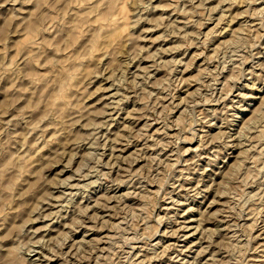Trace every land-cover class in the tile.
Wrapping results in <instances>:
<instances>
[{
  "label": "rangeland",
  "instance_id": "374dc122",
  "mask_svg": "<svg viewBox=\"0 0 264 264\" xmlns=\"http://www.w3.org/2000/svg\"><path fill=\"white\" fill-rule=\"evenodd\" d=\"M7 258L264 264V0H0Z\"/></svg>",
  "mask_w": 264,
  "mask_h": 264
},
{
  "label": "bare ground",
  "instance_id": "6f19581e",
  "mask_svg": "<svg viewBox=\"0 0 264 264\" xmlns=\"http://www.w3.org/2000/svg\"><path fill=\"white\" fill-rule=\"evenodd\" d=\"M170 62H171V61H170ZM174 62H175V61H174ZM115 95H116V94H115ZM104 148H105V147H104ZM12 220H13V219H12ZM2 239H3V238H2ZM40 241H41V240H40ZM60 244H61V243H60ZM60 244H59V245H60ZM7 250H8V249H7ZM5 251H6V250H5ZM14 251H15V250H14ZM6 252H7V251H6ZM8 252L10 253V250H8ZM202 252H203V251H202ZM5 254H6V253H5ZM7 254H8V253H7ZM158 254H159V253H158ZM162 254H163V253H162ZM153 255H156V254H153ZM3 257H4V256H3ZM5 257H6V256H5ZM152 258H153V257H152ZM5 260H6V259H5ZM8 261H9V260H8V258H7V261H6V262L8 263ZM4 264H6V263H4ZM8 264H9V263H8Z\"/></svg>",
  "mask_w": 264,
  "mask_h": 264
}]
</instances>
